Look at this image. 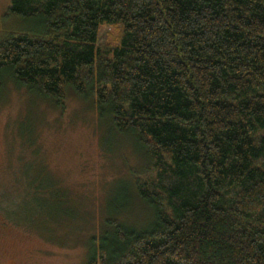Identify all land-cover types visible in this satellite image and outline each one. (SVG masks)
<instances>
[{
  "label": "trees",
  "instance_id": "obj_1",
  "mask_svg": "<svg viewBox=\"0 0 264 264\" xmlns=\"http://www.w3.org/2000/svg\"><path fill=\"white\" fill-rule=\"evenodd\" d=\"M8 14L29 25L0 40V91L62 108L72 92L148 160L126 203L108 192L82 264H264V0H11ZM25 163L16 222L44 236L76 220ZM135 198L143 224L125 218Z\"/></svg>",
  "mask_w": 264,
  "mask_h": 264
},
{
  "label": "rangeland",
  "instance_id": "obj_2",
  "mask_svg": "<svg viewBox=\"0 0 264 264\" xmlns=\"http://www.w3.org/2000/svg\"><path fill=\"white\" fill-rule=\"evenodd\" d=\"M10 1L0 0V40L29 25L8 14ZM109 31L113 30L101 28L100 43L107 42ZM109 125L107 120L97 118L90 102L76 98L72 92H68L62 108L30 96L11 82L5 83L0 91V264L83 263L86 233L93 219L106 212L107 194L118 206L126 203L128 183L132 186L136 177L148 173L145 155L131 138L114 133ZM33 159L39 160L50 178L75 199L74 204L76 201L77 219L64 227L53 226L54 230L44 236L14 218H28L30 203L11 204L20 201L24 190L20 172L25 162ZM131 207L126 220L145 223L147 208L136 198ZM59 210L56 207L51 216L59 218Z\"/></svg>",
  "mask_w": 264,
  "mask_h": 264
}]
</instances>
